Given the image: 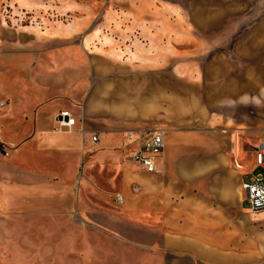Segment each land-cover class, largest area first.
Segmentation results:
<instances>
[{
	"label": "rangeland",
	"instance_id": "rangeland-1",
	"mask_svg": "<svg viewBox=\"0 0 264 264\" xmlns=\"http://www.w3.org/2000/svg\"><path fill=\"white\" fill-rule=\"evenodd\" d=\"M227 3L235 10L213 20L206 13L210 26L185 29L181 0H0V169L14 177L32 165L51 168V151L37 156L34 121L59 101L98 137L127 140L159 126L185 135L212 130L229 144L236 136L248 180L260 170L254 151L264 139V0ZM246 93L247 106L217 103ZM108 95L116 97L105 102ZM29 177L27 187L4 194L12 180L0 174V196L12 203L0 197V264H102L104 243L120 252L109 264H136L134 245L114 231L85 227L71 213L56 217L53 196ZM18 194L24 200L13 199ZM236 222L238 251L264 264V210Z\"/></svg>",
	"mask_w": 264,
	"mask_h": 264
},
{
	"label": "crops",
	"instance_id": "crops-1",
	"mask_svg": "<svg viewBox=\"0 0 264 264\" xmlns=\"http://www.w3.org/2000/svg\"><path fill=\"white\" fill-rule=\"evenodd\" d=\"M228 1L212 0L210 10L209 0H181L179 26H210L205 23L206 13L211 12L213 20L235 10ZM111 97L105 96L104 101L116 96ZM67 106L56 101L34 121L37 156L51 151V168L46 171L33 165L24 169L18 166L23 173H15L14 179L12 171L2 166L0 174L12 180L6 182L5 192L13 185L27 187L31 176L38 189L53 196L56 217L71 213L85 227L92 222L104 232L114 231L134 245L130 256H126L136 264L252 263L245 249L238 251L235 233L238 217L251 213L244 207L242 183L249 170L238 137L231 136L229 144L228 135L212 130L187 135L171 131L158 158V171L150 173L137 164L138 169L131 170L138 140L127 141L111 134L94 141L95 128L90 125L82 129L78 120L72 131L61 129L57 115L70 108ZM186 137L192 142L190 146ZM133 185L140 189L135 191ZM113 191L124 195L123 204H117ZM2 196L11 203V197L9 201L8 195ZM13 199L24 200L22 194ZM113 252L108 244L102 245V264L120 260L119 250L117 255Z\"/></svg>",
	"mask_w": 264,
	"mask_h": 264
},
{
	"label": "built area",
	"instance_id": "built-area-1",
	"mask_svg": "<svg viewBox=\"0 0 264 264\" xmlns=\"http://www.w3.org/2000/svg\"><path fill=\"white\" fill-rule=\"evenodd\" d=\"M57 122L61 129L72 131L77 123V118L72 111L63 109L57 115ZM167 133L168 128L165 126L153 128L140 135L129 133L128 141L138 140V147L132 155L138 166L150 173L158 171V158L164 152ZM97 139L98 136L94 135L93 140ZM255 156L256 166L260 170L242 183L244 200L249 203L248 210L251 213L264 210V139L257 143ZM133 189L138 191L140 187L137 185ZM114 196L117 204L121 205L125 202V197L121 193H115Z\"/></svg>",
	"mask_w": 264,
	"mask_h": 264
},
{
	"label": "clouds",
	"instance_id": "clouds-1",
	"mask_svg": "<svg viewBox=\"0 0 264 264\" xmlns=\"http://www.w3.org/2000/svg\"><path fill=\"white\" fill-rule=\"evenodd\" d=\"M217 103L221 107L228 106L234 110L236 107H238L240 105L247 106L249 103H251V99H250L249 95L246 93L243 96L239 97L238 100L233 101L231 99H227V100L218 101ZM254 106H259V104H256Z\"/></svg>",
	"mask_w": 264,
	"mask_h": 264
},
{
	"label": "bare ground",
	"instance_id": "bare-ground-1",
	"mask_svg": "<svg viewBox=\"0 0 264 264\" xmlns=\"http://www.w3.org/2000/svg\"><path fill=\"white\" fill-rule=\"evenodd\" d=\"M4 192H5V191H4ZM1 193H2V191H1ZM1 193H0V194H1ZM5 194H6V193H5ZM1 196H2V195H1ZM1 196H0V197H1ZM4 203H6V201H5V202H3V204H4ZM11 204H12V203H11ZM0 206H2V203H1V205H0Z\"/></svg>",
	"mask_w": 264,
	"mask_h": 264
}]
</instances>
